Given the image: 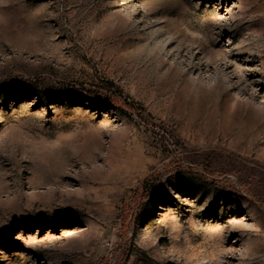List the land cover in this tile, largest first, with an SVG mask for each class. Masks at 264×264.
Returning <instances> with one entry per match:
<instances>
[{
  "label": "rangeland",
  "instance_id": "1",
  "mask_svg": "<svg viewBox=\"0 0 264 264\" xmlns=\"http://www.w3.org/2000/svg\"><path fill=\"white\" fill-rule=\"evenodd\" d=\"M0 264H264V0H0Z\"/></svg>",
  "mask_w": 264,
  "mask_h": 264
}]
</instances>
